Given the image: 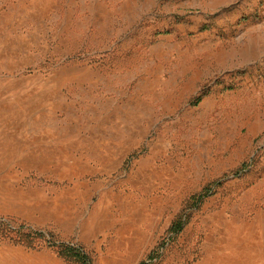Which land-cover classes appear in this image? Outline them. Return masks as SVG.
Instances as JSON below:
<instances>
[{
    "label": "rangeland",
    "instance_id": "1",
    "mask_svg": "<svg viewBox=\"0 0 264 264\" xmlns=\"http://www.w3.org/2000/svg\"><path fill=\"white\" fill-rule=\"evenodd\" d=\"M0 219L92 264H264V0H0Z\"/></svg>",
    "mask_w": 264,
    "mask_h": 264
},
{
    "label": "trees",
    "instance_id": "2",
    "mask_svg": "<svg viewBox=\"0 0 264 264\" xmlns=\"http://www.w3.org/2000/svg\"><path fill=\"white\" fill-rule=\"evenodd\" d=\"M201 100L202 97L200 96L196 100V103L201 102ZM210 195L209 191L204 190L201 194L192 197V206L198 208ZM189 220L190 213H183L177 217L169 229L172 238L177 237L184 230ZM2 241L31 250H37L40 244L43 243L45 247L54 250L56 255L67 264H92L91 257L81 246L56 242L52 236L42 231L33 229L22 223L14 224L7 219H0V242ZM155 258L156 260L160 258L159 250L149 255L148 263L141 264H152Z\"/></svg>",
    "mask_w": 264,
    "mask_h": 264
},
{
    "label": "crops",
    "instance_id": "3",
    "mask_svg": "<svg viewBox=\"0 0 264 264\" xmlns=\"http://www.w3.org/2000/svg\"><path fill=\"white\" fill-rule=\"evenodd\" d=\"M0 264H64L51 250H31L0 242Z\"/></svg>",
    "mask_w": 264,
    "mask_h": 264
}]
</instances>
